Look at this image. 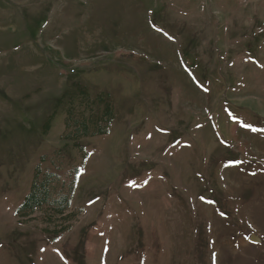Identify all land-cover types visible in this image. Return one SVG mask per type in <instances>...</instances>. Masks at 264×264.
Wrapping results in <instances>:
<instances>
[{"label":"rangeland","instance_id":"374dc122","mask_svg":"<svg viewBox=\"0 0 264 264\" xmlns=\"http://www.w3.org/2000/svg\"><path fill=\"white\" fill-rule=\"evenodd\" d=\"M80 88L117 114L87 159ZM56 150L82 214L49 236L16 212ZM0 264H264V0H0Z\"/></svg>","mask_w":264,"mask_h":264},{"label":"trees","instance_id":"16d2710c","mask_svg":"<svg viewBox=\"0 0 264 264\" xmlns=\"http://www.w3.org/2000/svg\"><path fill=\"white\" fill-rule=\"evenodd\" d=\"M116 118L109 93L101 92L93 97L88 89L80 88L67 107L61 139L72 143L87 159L86 151L79 142L109 135ZM53 121L54 115L44 125V135H48ZM65 165V155L61 150L41 156L31 191L16 212L20 224L30 225L36 221V213H43L42 232L45 235L62 236L71 231L82 214V211L72 208L80 168L65 172Z\"/></svg>","mask_w":264,"mask_h":264},{"label":"water","instance_id":"95a60500","mask_svg":"<svg viewBox=\"0 0 264 264\" xmlns=\"http://www.w3.org/2000/svg\"><path fill=\"white\" fill-rule=\"evenodd\" d=\"M252 242H260L259 238L256 236L251 237Z\"/></svg>","mask_w":264,"mask_h":264}]
</instances>
